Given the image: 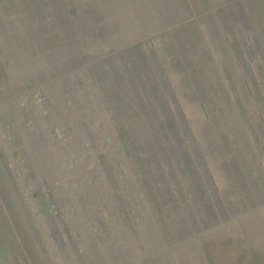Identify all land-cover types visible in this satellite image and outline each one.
I'll use <instances>...</instances> for the list:
<instances>
[{"label": "rangeland", "instance_id": "374dc122", "mask_svg": "<svg viewBox=\"0 0 264 264\" xmlns=\"http://www.w3.org/2000/svg\"><path fill=\"white\" fill-rule=\"evenodd\" d=\"M195 1L0 0V264L256 232L264 0Z\"/></svg>", "mask_w": 264, "mask_h": 264}, {"label": "crops", "instance_id": "0c3cea01", "mask_svg": "<svg viewBox=\"0 0 264 264\" xmlns=\"http://www.w3.org/2000/svg\"><path fill=\"white\" fill-rule=\"evenodd\" d=\"M199 1L203 4L210 0ZM245 218L238 228L198 233L148 256L141 264H264V212L257 216L256 232L250 230Z\"/></svg>", "mask_w": 264, "mask_h": 264}]
</instances>
